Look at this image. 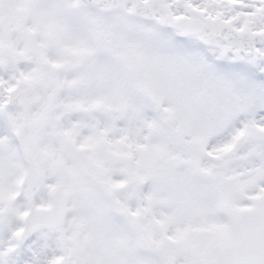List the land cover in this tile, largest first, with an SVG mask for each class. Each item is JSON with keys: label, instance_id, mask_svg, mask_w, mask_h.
<instances>
[{"label": "snow or ice", "instance_id": "1", "mask_svg": "<svg viewBox=\"0 0 264 264\" xmlns=\"http://www.w3.org/2000/svg\"><path fill=\"white\" fill-rule=\"evenodd\" d=\"M0 264H264V0H0Z\"/></svg>", "mask_w": 264, "mask_h": 264}]
</instances>
